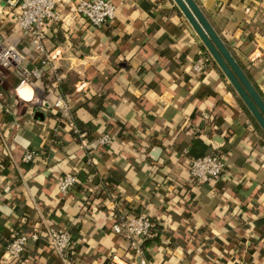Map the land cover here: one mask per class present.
I'll return each mask as SVG.
<instances>
[{
	"label": "crops",
	"instance_id": "0c3cea01",
	"mask_svg": "<svg viewBox=\"0 0 264 264\" xmlns=\"http://www.w3.org/2000/svg\"><path fill=\"white\" fill-rule=\"evenodd\" d=\"M194 1L264 101V0ZM114 3L100 29L68 13L52 27L59 89L50 71L18 93L20 77L0 75V264L13 230L49 227L69 231L73 248L62 259L31 243L22 264H140L112 233L131 213L159 226L143 247L149 264H264V138L217 65L194 73L203 45L172 0ZM25 54V67L42 68ZM60 92L70 114L54 107ZM70 118L90 141L91 167ZM106 131L112 144L94 146ZM28 151L40 158L24 163ZM216 153L223 178L192 184L189 161ZM68 174L79 184L63 198Z\"/></svg>",
	"mask_w": 264,
	"mask_h": 264
},
{
	"label": "built area",
	"instance_id": "2783aa9c",
	"mask_svg": "<svg viewBox=\"0 0 264 264\" xmlns=\"http://www.w3.org/2000/svg\"><path fill=\"white\" fill-rule=\"evenodd\" d=\"M164 1V0H155ZM117 8L114 0H0V75L7 72L16 73L20 82L14 89L18 93L25 86L41 82L45 71L53 76L51 89H59L63 76L60 75L52 62L56 58L49 51V34L53 26L65 21L64 14L68 13L72 21L84 20L91 27L100 29L112 23L116 18ZM25 49L34 53L42 63V68L32 69L25 67L27 57ZM252 66L258 67L256 59H252ZM214 62L203 53L192 65L197 76H204L214 66ZM77 91L83 93L87 86L81 82ZM59 93L54 107L57 110L70 114L69 97ZM39 106H44L41 97L36 100ZM71 119V118H70ZM74 133L81 142V147L87 154V165H93V150L85 133H82L70 120ZM113 135L106 131L99 135L94 146L109 147ZM40 158L37 151H28L23 157L24 163H32ZM227 160L221 154H212L193 159L188 163L190 181L192 184H214L219 182L227 170ZM79 184L77 176L68 174L62 177L58 188L63 198ZM155 223L143 214L118 215L113 219L112 233L127 241L140 264H149L144 256V243L154 236ZM44 242L50 252L64 259L72 249L74 239L67 230L46 228L43 232L34 231L30 234L13 230L10 240L5 248L1 263H19L31 243Z\"/></svg>",
	"mask_w": 264,
	"mask_h": 264
},
{
	"label": "water",
	"instance_id": "95a60500",
	"mask_svg": "<svg viewBox=\"0 0 264 264\" xmlns=\"http://www.w3.org/2000/svg\"><path fill=\"white\" fill-rule=\"evenodd\" d=\"M264 133V101L194 0H172ZM158 156V154L156 155Z\"/></svg>",
	"mask_w": 264,
	"mask_h": 264
},
{
	"label": "trees",
	"instance_id": "16d2710c",
	"mask_svg": "<svg viewBox=\"0 0 264 264\" xmlns=\"http://www.w3.org/2000/svg\"><path fill=\"white\" fill-rule=\"evenodd\" d=\"M202 53L204 54V55H206L208 58H210L211 60H212V58L210 57V55L208 54V52L206 51V49L203 47L202 48ZM213 61V60H212ZM214 62V61H213ZM215 64V63H214ZM216 65V64H215ZM230 86V85H229ZM231 87V86H230ZM232 89V88H231ZM233 90V89H232ZM234 91V90H233ZM240 100V99H239ZM241 101V100H240ZM242 102V101H241ZM243 107H244V109H245V111L251 116V114L249 113V111H248V109L244 106V104H243ZM251 118H252V121H253V124H254V126L259 130V132H260V134L262 135V137L264 138V133L262 132V130L260 129V127L258 126V124L256 123V121L253 119V117L251 116ZM151 221H153V220H151ZM154 222V221H153ZM155 223V222H154ZM155 230H154V236L152 237V238H150V239H148V240H146L145 241V243H144V249H145V251H147L148 250V248H150L152 245H153V243H155V242H157L158 241V237H159V233L157 232L158 231V229H159V226L157 225V223H155ZM19 231H21V230H19ZM22 232V231H21ZM37 243V242H36ZM29 248V247H28ZM48 248V247H47ZM73 248V247H72ZM27 252H28V249H27ZM27 252L23 255V257H22V259H21V261L19 262V263H25V261L27 260ZM23 261V262H22ZM19 263H16V264H19Z\"/></svg>",
	"mask_w": 264,
	"mask_h": 264
}]
</instances>
